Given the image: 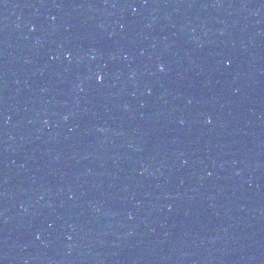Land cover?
I'll return each instance as SVG.
<instances>
[{"label":"water","instance_id":"95a60500","mask_svg":"<svg viewBox=\"0 0 264 264\" xmlns=\"http://www.w3.org/2000/svg\"><path fill=\"white\" fill-rule=\"evenodd\" d=\"M0 264H264V0H0Z\"/></svg>","mask_w":264,"mask_h":264},{"label":"clouds","instance_id":"9594fccd","mask_svg":"<svg viewBox=\"0 0 264 264\" xmlns=\"http://www.w3.org/2000/svg\"><path fill=\"white\" fill-rule=\"evenodd\" d=\"M97 79H100V77H97Z\"/></svg>","mask_w":264,"mask_h":264},{"label":"snow or ice","instance_id":"6c2138e0","mask_svg":"<svg viewBox=\"0 0 264 264\" xmlns=\"http://www.w3.org/2000/svg\"><path fill=\"white\" fill-rule=\"evenodd\" d=\"M209 122H211V121H209Z\"/></svg>","mask_w":264,"mask_h":264}]
</instances>
